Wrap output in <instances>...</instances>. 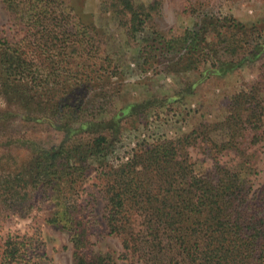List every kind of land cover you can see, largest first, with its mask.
I'll list each match as a JSON object with an SVG mask.
<instances>
[{
  "label": "trees",
  "instance_id": "obj_1",
  "mask_svg": "<svg viewBox=\"0 0 264 264\" xmlns=\"http://www.w3.org/2000/svg\"><path fill=\"white\" fill-rule=\"evenodd\" d=\"M2 1L23 17L27 32L19 41L0 37V95L8 103L17 104L24 100L23 92L30 95L24 102L36 108L34 117L44 111L47 120L55 115L57 121L51 122L67 125L70 132L73 121L85 117L86 96L96 87L104 88L105 82L117 74L109 53L105 58L100 56L99 66L87 62V55L97 47L87 35L88 27L71 11H64L63 6L68 5L64 0ZM112 2L126 17L131 38L141 42L139 52L144 64L156 60L158 47L167 50L166 54L185 50L184 55L191 60L188 68L210 62L208 73L242 67L246 60V55L238 61L221 58L244 47L245 33L237 35L247 26L237 19L207 15L179 36L167 38L152 30L151 39L141 38L152 17L149 7L137 0ZM218 28L226 31L215 35L219 42L214 43L209 34ZM252 52L255 55L256 49ZM104 62L109 66L107 76L95 68L104 66ZM259 88L252 87L234 97L227 128L241 129L255 115H261ZM9 112L6 108L0 114ZM205 127L208 133L214 129ZM256 127L253 123L251 129ZM231 131L234 135L237 132ZM195 134L145 144L132 159L108 171L104 193L109 233L122 237L123 258L141 264H264V195L261 192L257 199L247 187L249 181L244 178L245 173H251L249 161L245 160L238 170L217 165L213 172L198 173L187 150L195 142ZM78 135L73 133L49 149L32 148L35 159L28 165L20 162L2 167L10 174L0 176V204L8 211L22 207L29 192L47 178L57 186L61 209L54 220L62 221L72 233L75 264H118L113 255L90 250L88 221L75 206L76 198L70 196L76 194L78 178L87 169L85 160L103 158L109 138L101 134L84 141ZM224 146L235 148L236 144L229 139ZM242 152L245 157V150ZM15 170H19L17 175ZM5 245L1 264H23V259L31 258L29 249L23 252V239L10 238Z\"/></svg>",
  "mask_w": 264,
  "mask_h": 264
},
{
  "label": "rangeland",
  "instance_id": "obj_2",
  "mask_svg": "<svg viewBox=\"0 0 264 264\" xmlns=\"http://www.w3.org/2000/svg\"><path fill=\"white\" fill-rule=\"evenodd\" d=\"M64 1L68 4L63 6L64 11H71L88 27L87 35L97 47L89 52L87 62L99 66L100 56L105 58L109 53L117 74L110 82L104 80V88L96 87L86 96L85 117L73 121L70 132L67 125L51 122L57 119L55 115L47 120L44 111L34 117L36 108L24 102L29 101L30 95L23 92L24 100L20 104L8 103L0 95V111L10 109L7 115L0 114V176L10 174L2 169L7 163L28 165L34 161L32 148L49 149L73 133L79 132L78 138L84 141L101 134L108 137V152L101 159L85 160L87 169L78 178L76 194L70 196L76 198L75 206L88 221L90 250L111 254L118 264L141 263L123 258L122 237L110 234L107 229L104 193L107 174L132 159L145 144L178 140L196 131L195 142L187 146L196 172L210 173L217 165L238 170L248 160L251 173H245L247 187L257 199L261 198V192L264 195V0H137L152 11L141 38L150 37L152 30L162 32L167 38L179 36L208 16H229L244 23L246 30H238L237 35L245 33L243 49L221 57L238 61L246 55L244 64L211 73L207 72L211 69L207 68L210 62L188 68L191 60L183 49L166 54L167 50L158 47L156 60L151 65L144 64L139 52L141 42L131 38L127 19L115 10L113 0ZM22 19L0 0V37L10 41L24 37L27 30ZM224 31L225 28H218L209 34L210 40L219 42L215 35ZM30 55L34 56L32 51ZM106 65L104 62V66L95 68L107 76ZM252 87L261 88L258 94L261 115H255L241 129L231 127L237 131L234 135L225 124L230 103L236 95ZM253 123L257 125L254 130ZM206 125L214 128L210 134L204 130ZM256 137L258 140L253 141ZM229 139L234 140L235 148L224 146ZM44 181L29 192L23 206L15 212L0 204V264L10 238L23 239V252L29 249L31 258L23 259V264H75L72 233L62 221L54 220L61 209L57 186L47 178ZM135 225L140 229L139 221Z\"/></svg>",
  "mask_w": 264,
  "mask_h": 264
}]
</instances>
